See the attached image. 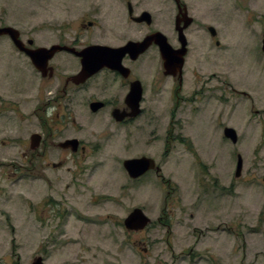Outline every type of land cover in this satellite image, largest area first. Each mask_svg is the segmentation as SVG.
<instances>
[{"label": "rangeland", "instance_id": "1", "mask_svg": "<svg viewBox=\"0 0 264 264\" xmlns=\"http://www.w3.org/2000/svg\"><path fill=\"white\" fill-rule=\"evenodd\" d=\"M185 1L188 7L201 11L199 19L202 22L213 23L221 46L207 48L203 42L187 56V67L196 70L199 80L191 76V69L185 72L180 94L190 98L196 92L194 88L199 87L203 93L199 102H186L176 109L172 126H168V131L172 130L170 151L166 150L164 131H167L173 108L171 96L160 107L143 115L141 123L146 130L138 138L145 143L154 141L151 145L141 142L139 147L151 153L144 154L160 158L161 174L164 172L172 181L173 202L164 206L162 199L164 195L169 196V191L161 192L160 183L147 173L130 184L135 197L119 198L121 203L118 204L106 200L92 203L95 183L103 186L99 189L105 197L111 191H118V184L129 182L120 162L116 161L125 155L115 151L109 154L110 149L120 151L121 139L111 140L113 146L109 148L103 141L92 159L94 163H89L90 167L80 173L74 183L70 182L68 188H64L63 181L46 187L39 181L32 183L23 177L11 180L7 178L12 175L10 171H0V264H31L37 255L42 256L43 264H211L210 254L221 264H264V136L256 120L249 122L248 116L243 114L242 101L231 98L224 91V104L218 102L214 77L215 74L226 75L224 67H220L222 72L217 70L221 63L224 66L227 62L245 60L260 51L264 0H259V6L256 1L248 0L251 8H258L247 9L252 25L246 20L243 0ZM141 2L143 9L158 19L151 27L157 28L156 24L170 26L167 22L172 19L174 9L168 2ZM0 4L6 6L4 22L7 24L33 25L42 21L54 23L62 18L75 19L82 10L80 7L88 2L0 0ZM64 6L70 9L65 10ZM4 11L0 7V13ZM208 37L205 38L207 43ZM40 39L41 35L34 46L44 44L46 38ZM6 40L0 38V87L10 85L24 91L32 82L28 60L15 55ZM248 77L251 81L249 72ZM0 98L10 99L1 95ZM216 116L220 118L216 120ZM158 122V131L150 135V127L153 129ZM225 126L236 130L237 143L223 136ZM178 142H185V146ZM182 147L192 148L193 153L186 154ZM129 149L131 153L135 151V148ZM12 152L15 154H10V158L19 161L17 149L12 147ZM114 154H117L116 159ZM238 155L242 158V170L236 176ZM49 197L53 201L43 208L41 199ZM54 201L60 202L61 211L57 212L55 206L51 209ZM136 206L151 222L156 221L161 212H170L168 220L171 218V221L169 223L165 217L163 225L150 223L144 230L128 231L118 220ZM236 214L239 229L230 227L238 231L236 237L230 236L224 228L208 231V227H204L222 225V218L229 220ZM242 215L252 229H244ZM262 222L261 228H257ZM241 243L244 247L237 253Z\"/></svg>", "mask_w": 264, "mask_h": 264}, {"label": "flooded vegetation", "instance_id": "2", "mask_svg": "<svg viewBox=\"0 0 264 264\" xmlns=\"http://www.w3.org/2000/svg\"><path fill=\"white\" fill-rule=\"evenodd\" d=\"M103 1L87 0L88 4L80 7L82 10L75 19L62 18L54 23L42 21L33 25L7 24L4 22L7 16L6 6L4 8L0 4L1 9H5L3 13H0V27H13L16 31L13 33L17 34V39L24 48L58 46L52 53L46 52L44 64L38 70L33 66L28 55L15 45L14 38L7 33L0 35V38L7 39L6 43L14 49L15 55L28 60L32 78V82L27 84V89L24 91L10 85L0 87V90L6 88L0 95L12 99L0 98V171H10L12 175L7 178L11 180L23 177L32 183L39 181V184L42 183L46 187L63 181L64 188H68L70 182L74 183L77 176L90 167L89 163L93 162L92 159L96 157L103 141L109 148L113 146L111 140L121 139L120 151L110 149L109 154L115 151L117 154L121 152L125 155L116 161L120 162L129 179L127 182L129 186L127 183H120L116 186L118 191H111L109 195L103 197L102 189H99L103 186L95 183L93 188L95 200H92V203L106 200V202L118 204L121 203L120 199L135 197V190L130 184L141 176L151 173L152 178L162 186L161 192L169 191V196L164 195V200L162 195L160 196L166 206L175 198L172 181L164 172L163 175L161 174L163 168L161 170L160 158L148 155L151 154L150 151H142L139 147L141 142L145 145L154 144V141L147 140L145 143L138 139L146 130L141 119L145 113L152 111L154 107H160L164 100H167L169 96L172 97L173 108L169 113L167 131H164L168 145L166 150L169 152V135L172 130L168 131V126H172L176 109L179 106L183 107L186 102H199V96L203 93L202 87H199L194 88L196 92L190 98L180 94L182 76L185 72L191 69V76L199 80L195 76L196 70L187 67V56L196 45H202L203 42L207 48L211 45L213 48H219L221 39L214 28V35H209V42H206L205 34L213 23L202 22L199 19L201 11L188 7L185 0H163L174 9L172 19L167 22L170 25L168 28L167 24L166 26L156 24L157 28L151 27L154 23H158V19H154L151 14L149 22L142 19L143 13L147 10L143 9L141 0ZM254 1L259 6V0ZM160 2L161 0H158V4ZM243 7L247 12L245 17L248 25H252L253 20L249 10L258 8H251L248 0H243ZM64 8L70 9L69 6ZM189 17L191 22L184 26ZM180 30L184 35L186 50L181 73L174 66V59L169 61L168 67L166 66L160 50L161 43H165L173 50L179 49ZM261 30L258 54L247 57L245 60L227 62L224 66L221 63L217 70L222 72L221 68L224 67L226 75L215 74L214 77L218 102L224 104V91L230 94L231 98L242 101L243 114L248 116L249 122L256 120L261 129L260 134L264 136V26ZM46 32L49 33L47 36ZM40 35V40L46 38L43 41L44 44L34 46ZM149 36L151 37L148 38ZM144 39L149 41L147 47L141 52L132 50L131 46H128L126 51L113 56L108 55L103 63L98 61L99 52L93 51V54L83 57L85 49L92 45L122 47L129 42H139ZM84 64L90 66L85 68ZM248 72L252 76L251 81ZM220 116H216V120ZM159 123L153 129L150 127V135L156 134ZM178 143L185 146V142ZM12 147L17 149L16 155L19 161L10 158V154H15L12 152ZM130 147L135 148L133 153L130 149L127 150ZM182 148L186 154H190L191 148ZM117 154H114V159ZM143 156L153 160L154 165L139 176H131L124 162ZM1 174L4 173L1 172ZM262 190L264 191V186ZM123 194H125L124 197ZM49 201L53 200L50 197L42 198V207L45 208ZM59 203L54 201L51 209L55 206L57 212L61 211ZM130 210L120 217L119 224L123 225V219ZM169 216H171L170 212L163 213L157 221L163 225V218L167 217L170 223ZM101 217L104 218L103 213ZM241 219L244 229L253 228H249L243 215ZM220 222L223 224L217 223L204 227H208L206 229L208 231H216L219 227L229 230L230 227L239 229L238 214L229 220L222 218ZM229 223L232 224L229 225ZM262 224L263 222L257 228H261ZM231 232L230 236L236 237L238 234L235 230ZM243 247L244 244L241 243L237 253L238 249ZM207 257L204 259L205 263H207ZM210 257L211 264H221L214 255L210 254Z\"/></svg>", "mask_w": 264, "mask_h": 264}, {"label": "water", "instance_id": "3", "mask_svg": "<svg viewBox=\"0 0 264 264\" xmlns=\"http://www.w3.org/2000/svg\"><path fill=\"white\" fill-rule=\"evenodd\" d=\"M143 20L150 21V14L145 11L142 16ZM190 22V19L187 20L185 25H187ZM210 31L213 33V29L210 27ZM15 29L7 26V27H0V34L7 33L9 34L12 38H14V43L19 47V49L24 50L28 56L30 57L32 63L34 66L38 69L42 68V65L44 64L43 61L45 60V55L46 52L52 53L57 49L58 46L52 45L50 48H45V47H37L34 49H29V48H24L22 46V43L20 42L19 39H17V34L13 33ZM16 32V31H14ZM180 39H181V47L177 50L171 49L169 46H167L165 43H161L160 50L162 55L164 56V59L166 61V64L169 66V61L171 60V57L174 59V66L177 67L180 72L182 68V63H183V56L186 52L185 50V39L184 35L182 34L180 30ZM149 36L148 38H150ZM164 40V39H162ZM19 45V46H18ZM131 46V49L141 52L145 49L146 46V40H143L142 42H129L125 46L122 47H109V46H104V45H92L87 47L85 50L86 52L84 53L83 57H87L90 54H93V51L99 52L100 56L98 58V61L103 63L105 58L109 56H113V54L116 53H121L122 51H126L127 47ZM170 56V57H169ZM102 60V61H101ZM108 64H111V62L107 61ZM166 65V66H167ZM90 66L89 64H85L84 67L87 68ZM167 66V67H168ZM223 133L226 137L231 139L232 142H236L237 140V135L236 131L231 128V127H225L223 129ZM76 142V140H73ZM154 165L153 160L146 158V157H140V158H134V159H128L124 162L125 168L128 170L129 174L133 177L141 175L143 172H145L147 169L152 167ZM241 168V159L238 157L237 161V175L240 171ZM150 222V219L142 212L140 208H135L133 209L127 217L124 219L123 224L125 228L129 231H136L143 229L148 223ZM31 264H43V260L41 256H36L34 257L33 261Z\"/></svg>", "mask_w": 264, "mask_h": 264}]
</instances>
